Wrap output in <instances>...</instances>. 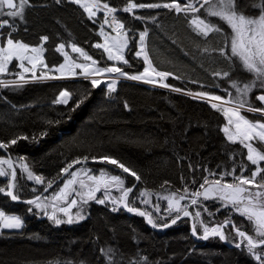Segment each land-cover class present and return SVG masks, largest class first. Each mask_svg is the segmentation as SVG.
Masks as SVG:
<instances>
[{
  "label": "trees",
  "instance_id": "16d2710c",
  "mask_svg": "<svg viewBox=\"0 0 264 264\" xmlns=\"http://www.w3.org/2000/svg\"><path fill=\"white\" fill-rule=\"evenodd\" d=\"M100 2L119 11L118 16L129 32L128 63L117 64L128 75L139 74L147 66L136 55L140 50V33L147 32L148 58L158 71L171 74L167 83L172 87L219 94L235 101L236 90L231 80L251 79L250 74L238 67L233 71L229 60L214 51L225 47L224 34L211 33L207 38L197 34L191 20L195 15L204 18V9L199 13H177L163 7L140 8L130 13L123 11L129 0ZM132 2L163 4L172 0ZM239 2L244 5L248 0ZM247 14L258 15V10L249 8ZM102 19V15L89 17L71 0L59 3L29 0L23 19L0 14V20H9L15 27V31L8 26L0 29V38L4 43L11 32V38L25 44L43 43L48 68L64 62V55L57 51L61 44L67 49L75 44L100 66L111 67L115 63L108 59L104 49L96 47L103 39ZM209 19L222 24L215 17ZM223 29L225 33L231 32L226 24ZM45 36L46 41L42 39ZM205 48L207 52L203 51ZM225 71L231 73L230 78L214 75ZM6 84L9 86L0 85V142L8 143L6 150L19 166L13 190L20 199L37 197L47 188L48 181L54 183L62 177L63 168L85 156L98 161L109 156L136 171L140 176L133 194L136 197L141 191L175 197L193 194L201 189L205 178L238 183L236 176L250 177L256 169L247 159L244 145L228 140L223 132V113L187 94L128 80L120 81L115 91H109L106 85L94 88L84 78ZM65 90L71 93L68 103H56L60 92ZM261 93L264 89L253 90L248 96L249 103L264 107L256 99ZM246 115L253 121H264V116ZM18 137L27 139H18L14 145L9 143ZM256 145L264 148L259 143ZM20 163L26 164L34 175L43 177L45 183L27 179ZM86 165L118 173L102 164ZM262 176L264 172L259 174V181ZM126 180L128 185H133L134 178L127 176ZM9 182V175L0 176V188L9 190ZM59 185L40 200L53 195ZM217 201L202 202V219L207 220L206 205L220 210L209 222L212 225L223 223L228 217L237 220L232 211L221 208L222 204ZM0 210L18 214L24 220L21 230H0V264H109V257L101 251L108 248L114 250L113 264L131 261L138 264H260L248 252L245 242L236 247L238 235L230 228L225 227L228 242L219 236L196 240L191 217H183L167 229L155 230L138 213L124 208L114 210L110 205L90 201L86 218L71 224H56L34 204L18 203L5 193H0ZM168 212L165 210L164 217L154 215L153 223L159 227L176 219L178 213ZM194 218L198 220L195 214ZM239 226L253 234L251 228ZM195 227L201 235V226ZM261 250L257 247L254 251Z\"/></svg>",
  "mask_w": 264,
  "mask_h": 264
},
{
  "label": "snow or ice",
  "instance_id": "6c2138e0",
  "mask_svg": "<svg viewBox=\"0 0 264 264\" xmlns=\"http://www.w3.org/2000/svg\"><path fill=\"white\" fill-rule=\"evenodd\" d=\"M60 0H57L59 3ZM73 3L80 4L86 12H88L89 17L95 16L96 12L93 10L94 8L99 9L101 7L100 0H91L90 3H82V0H71ZM29 4V0H0V14H4L3 10L7 8L9 11L6 12L8 17L13 19L19 17L23 19V13L25 7ZM199 5V6H197ZM103 9L106 11L108 15H112V23L116 26V28L123 30L124 24L117 20L115 15H113L117 9L110 7L109 4L103 3ZM167 8L171 10H175L177 13L179 12H191V13H199L201 9H204L205 16L201 18L200 16H194L191 20V24L195 26V30L198 35L207 38L211 33H222L225 37V47L220 49H216L214 51H219L220 55L225 56L226 59L229 60L230 64L233 66V71L238 69L241 72L250 74L251 79L246 82L240 79L231 80V86L235 88L237 96L235 98V106L231 108L222 109L223 114L227 117V125L223 128V132L227 136L228 140L235 142L237 138L241 144L247 149V159L251 162L252 165H256V169L252 171L250 177H244L243 175L236 176L235 179L239 181L238 183H221V180H215L211 183L207 178L204 179V183L200 185L201 188L204 189L203 192L196 191L193 193L195 197L203 196L204 199H210L217 197L225 201V206L227 207L229 204L232 208L235 209L242 217L246 218L247 221L253 226L255 236L259 237V239H255L252 235L247 234L245 231H241L239 227H237L231 220H226L223 225H218L214 228L204 229L203 239H208L209 235L219 236L221 240L225 239L223 228L231 224V226L235 229L236 234L243 238L244 241L247 242L248 252L255 256L257 261H260V264H264V176L261 177V180L258 182L256 177L264 172V168L259 167L261 161H264V148H257L252 143H245V141H253L257 140L259 143L264 145V121H252L249 120L245 115L241 114V109H245L249 113H260L261 116H264V107H255L249 103L248 96L253 92L254 89L260 88L264 89V0H248V3L241 5L239 0H189V2L181 3L180 0H172L171 3H151V4H143V3H134L132 0H129L127 7L123 9L124 12H132L133 9L137 8ZM252 8L254 11L258 10V15H249L247 14V9ZM210 17H215L218 21L222 22L216 23L213 22ZM140 19V17H137ZM105 23H108V20H105ZM223 24H226L228 28L231 29L230 33H225L223 29ZM5 26L11 27L13 31H15L14 24H10L9 20H0V29ZM103 34V33H102ZM126 36V33L123 31L117 37L113 38L112 47H108L106 45L97 44V48H103L105 52L108 53V59L114 61H122L124 64H127L128 61L124 59V56L120 54L123 48L127 47V40L122 39V37ZM147 36V32H141L139 36V40L141 43V50L136 53L137 56L143 55L145 63L148 64V67L144 69V72L140 75H132L129 76L128 73L124 72L122 68L117 67L115 65L111 67H96L93 68L91 65L86 64H78L74 61H70L67 53H64L65 56V64H61L55 71L61 73V76L65 74V69H68L70 74H75L73 71L75 68H81L86 75L92 76H100L104 73H118L120 76H125L132 80H143L145 83L155 84L156 81L152 79H146L148 75L154 73L155 76L161 78V80L167 78L170 73L157 71L151 64V61L148 58L147 53L144 51V41ZM8 39L6 41V46H0V73H5L8 71V65L13 61V59L19 60L20 67L23 68L24 72L33 71L36 68L37 63H43L42 60L38 59L36 56H29L27 53H39L42 51L41 48L31 47L21 41L14 40L11 38V32L8 33ZM43 40H47L48 37H42ZM64 45L61 44L57 51H62ZM113 48H115V52H113ZM226 49H230V51H226ZM72 50L74 52L80 53L81 56L84 57L85 60H91L92 65H95L97 62L92 60V57L85 53L82 49L72 45ZM204 52H207L208 49H203ZM24 60H28V62L32 65V68L24 67ZM47 67V65H44ZM215 76H222L224 78H230L231 73L228 71L225 72H215ZM44 74H42V78ZM50 79H58L61 77H47ZM19 79L21 81L24 80V76L22 74L19 75ZM2 83V82H0ZM102 83L101 79H92L91 84L92 87H98ZM242 85V86H241ZM8 84H4V87H8ZM161 87H169L166 83H161ZM109 91H115L116 81L113 80L111 83L107 85ZM175 91H181L180 89H174ZM192 95L194 98H204L208 96V93L199 92V93H188ZM231 95V93L229 94ZM71 98V93L68 91H61L59 94V98L55 101L56 103L67 104L69 99ZM212 100L222 101L225 103H233V101H223V97L221 96H211ZM256 99L262 103H264V94L258 95ZM83 103V100L80 101ZM212 108L219 109V105L213 103ZM247 106V107H246ZM79 107V103L76 105ZM74 110V109H73ZM231 126V128L229 127ZM235 129L233 131L232 129ZM18 139H27V137H18L16 139H12L9 143L16 144ZM8 147V143L0 142V149H6ZM89 157H83V161H87ZM92 159H96L93 157ZM102 161L115 165L119 169H122L124 173H129L132 177L138 181L140 180V176L133 169L125 166L124 163L119 161L118 159L104 156L100 158ZM81 159H76L73 162L69 163L67 167L63 168L62 171L70 175V179H68L63 188H61L58 192L53 194L52 200H66L67 197L71 194L68 191L72 185L79 183L81 188H87L88 191L86 194L79 193L83 197L86 195V199H83V203H87L88 200H96L97 203L103 204L105 203L104 199H97L95 196L96 192L101 191V188H104L105 192H107L108 188L111 186H115L122 190V196L120 198V203L129 211L136 212L137 209L133 207H129L127 203V197L130 192H132V188L124 187V180L119 175H110L105 171H101L99 176L90 174V169H80L78 171L69 170L73 168L75 164H80ZM7 164L8 168L12 169L10 175L12 177L13 183L8 185L9 189H14L16 171L13 169L12 163L8 159H0V165ZM22 169L27 173V179L35 180L37 184L45 183L44 178L38 175H34L30 170H28V166L26 164L22 165ZM78 173L86 176L87 181L91 182V185L85 182V180L80 179L78 181ZM8 172L4 170L3 167H0V176H7ZM52 181L47 182V188L52 187ZM208 185V187H205ZM252 186V187H246ZM45 189V191L47 190ZM253 188L256 190L254 191ZM71 191H75V189H71ZM186 191V190H185ZM0 193H5L12 200H18V195L12 191L7 190L5 188H0ZM185 197L181 196L178 200L168 199L169 210H175L177 213L183 211L184 216H189L191 213L186 210V208L180 206V200H183ZM40 197H36L33 200H28L26 203L30 205H35L37 208H41L42 205L38 201ZM117 201H113L116 203ZM197 199L192 200V204H197ZM76 200H71L70 205H76ZM55 207V204H53ZM61 212L68 214L67 208H60ZM115 210V209H114ZM206 210V209H205ZM31 211V209H29ZM139 215L145 216V212H138ZM201 213L197 211L195 213L196 217H199ZM53 219L56 224H60L63 221L56 218L55 215L49 217ZM77 218L82 220L84 219L83 215L77 213ZM179 215L176 219H179ZM176 219L172 220V224L176 223ZM72 216L69 215L67 223H73ZM148 223L153 227H157L151 216L148 217ZM23 226V221L19 216L15 215H7L3 211H0V227L8 228V229H19ZM163 227H169L168 224H164ZM193 234H196V227L193 225ZM236 247H240V244H237ZM257 247H261V251L259 253L254 250ZM105 256L109 257V264H113L112 255L114 250L108 248L106 251L101 250ZM130 264H138V262L131 261Z\"/></svg>",
  "mask_w": 264,
  "mask_h": 264
},
{
  "label": "rangeland",
  "instance_id": "374dc122",
  "mask_svg": "<svg viewBox=\"0 0 264 264\" xmlns=\"http://www.w3.org/2000/svg\"><path fill=\"white\" fill-rule=\"evenodd\" d=\"M16 2H18V0H16ZM90 2H91V0H82V3H90ZM100 4H101V7L99 9H96V8L93 9L96 12V15L95 16H92V18H96L99 15H102L104 18H107L110 21V23L107 24V25L110 27L111 24H112V27H113L114 31L113 30L112 31L108 30L103 25V28H102V31H101V34L103 33L102 34L103 39H102V42L99 43V44L106 45L108 47H112V45H113V38L114 37H117L120 34V32L123 31L124 33H126V36L122 37V39H126L128 43H127V47L123 48V50H122V52L120 54H122L124 56V59L126 60V51H127V48H128L129 42H130L129 32L127 30H125V28L123 30H120V29L116 28V26L112 23V15H108L106 13V11L102 7V5H103L102 2H100ZM197 6H199V5H197ZM138 9H140V8L133 9V11L130 12V13H134V11L135 10H138ZM7 11H9V10L5 8L3 10L4 14H2V15L7 16L6 15V12ZM118 12L119 11L117 10L113 15H115V17L117 18V20L120 21L119 20L120 18L118 16ZM87 14H88V12H87ZM0 36H1V33H0ZM6 41L4 43H2L3 41H1V38H0V46H6ZM72 45H75V44H71L69 46V49H67L64 46L63 50L61 51L63 55H64V53H67L68 58L70 59V61H74L75 63H78V64L91 65L93 68H96V67H101L102 68V66H100V64L98 63V61L96 59L92 58V60H95L97 62L95 65H92V61L91 60H85L84 57L80 55V53L74 52L72 50ZM139 45H140V50H141V43ZM29 46H30V48L31 47H36V48H41L42 49V51L39 52V53H31V52H29V53H27V55H29V56H36V57H38V59L42 60L43 63L42 64L41 63H37L36 68L34 69V74H33V71L24 72L23 71V68H21L19 66L21 62L19 60L13 59V61L8 65V71L5 72V73H0V82H2V83H0V85H4L6 83H24V82H31V81H48V80H68V79H78V78L89 79L91 81L92 79L95 78V79H101L102 83L99 86H101V85H106L107 86L113 80L116 81V85L120 81H122V80H128V81H135V82L143 83V84L149 85V86L154 87V88H159V89L161 88V89H166V90H171V91H175L174 89H177L176 87H172L171 85H169L167 83V79L170 77V75L167 78L161 80V78L155 76L154 73H151L150 75H148L146 77V79H152V80L156 81L155 84L145 83L143 80H132V79H129V78L125 77V76H120L118 73H104V74H102L100 76L88 75L87 78H86V75H85V73L83 72V70L81 68H75L73 70L75 72L74 75L73 74H70L68 72V69L66 68L65 69V74L63 76H61V73L60 72L55 71V69H57L59 66L58 67H55V68H48V67H45L44 66V65H46V63H45V59H44V52H45V50H44V47H43V43L40 44V45H37V46H32V45H29ZM76 47H78V46H76ZM144 51L146 52L145 41H144ZM84 52L87 53L86 51H84ZM113 52H115V48H113ZM106 55L108 57V53L107 52H106ZM140 57H142L144 59V56L143 55H140ZM111 61H113L115 63V66H117V67H118L117 64L123 63L122 61H114V60H111ZM65 62L66 61L64 60V62L62 64H65ZM23 63H24V67L29 68V69L32 68V65L28 62V60H24ZM147 67H148V64H147L146 68ZM143 72L144 71H142L141 73L136 74V75H140ZM20 74H22L24 76V80L23 81H21L19 79V75ZM42 74H44V77L43 78H42ZM53 76H55V77H61V78H58V79H50V78H47V77H53ZM129 76H132V75H129ZM161 83H166V84L169 85V87H167V88L161 87L160 86ZM180 90L181 91H175V92L184 93V94H187V95H189L188 94L189 92H191L193 94L194 93H198V92H194V91H191V90H184V89H180ZM261 94H264V93H261ZM261 94H259V95H261ZM235 95L237 96V93H235ZM189 96L192 97V98H194L192 95H189ZM211 96H221V95H219V94H209L208 96H206L204 98H194V99H198V100L205 101V102L209 103L210 105H212L213 103L218 104L219 105V109H217V110H219L221 113H223L222 109H224V108H231V107H234L235 106V101L231 100L230 98L227 99V98L221 96V97H223V101H229V100H231V101H233V103H225V102H222V101H215V100H212L211 99ZM246 113H249V112H247L245 109H241V114L242 115H245L249 120H251V118H249L246 115ZM250 114H252V115H261L260 113H255V114L250 113ZM225 125H227V117H225V124H224L223 128L225 127ZM229 127L231 128V126H229ZM232 130L235 131L234 128ZM235 142H240L239 141V138H237ZM245 143H252L255 147L258 148V146L256 144L259 143V142L257 140H253V141H245ZM259 144H261V143H259ZM0 151H2V150H0ZM0 159H8V160H10L4 153L0 154ZM263 162L264 161H261L258 166L262 168V163ZM11 163H12L13 169H15L16 175H17L18 171H20V169L19 170L17 169L19 166L17 165V163H14L13 161H11ZM22 165H24V164H21L20 163L21 172H24L23 169H22ZM0 167H3L4 170L9 173V180H10L9 184H11V175H10V173H11L12 169L8 168V165L7 164L0 165ZM80 169H90L91 170L90 174L97 175V176H99V174H100V172L102 170L105 171V172H107V173H109L110 175H119L124 180V187L125 188H132L135 185V188L132 189V192H130L129 195H128V197H127V203L129 205V207L142 209L144 212L147 213L148 216H151V218L154 215H156L158 217H160V216L164 217V215H166L165 210L166 211H169L168 214H170L172 212H176L175 210H171V211L169 210L168 199L178 200L180 197H177V196H181V195H176V197H175V196H172L173 194H169V195L168 194L167 195L157 194V195H155V194L147 193L145 191H141L140 195L138 197H136V196H133V194L135 192V189L137 187V182H136L135 179H134L133 185H128L127 184V180H126V177L127 176L123 175V173L120 174V172H118L119 173L118 174V173L112 172V171L107 170V169L93 168L91 166H87L86 164L79 166L74 171H78ZM25 174H27V173L25 172ZM258 176L256 177V180L259 182ZM70 178H71L70 175L67 174L65 176L64 180H62L60 182L61 185L58 186L59 188H58V190L56 192H58L61 188H63L64 183L68 179H70ZM77 179H78V181L80 179H83V180H85L86 183H88L89 185H91V182L90 181H87V177L86 176H83V175H81L79 173H78V178ZM32 181L35 182V180H32ZM208 181L211 183L212 181H215V179H211V180L208 179ZM12 183H13V180H12ZM221 183H227V182H222L221 181ZM205 187H208V185H205ZM246 187H252V186H246ZM73 188L75 189V191H71V189H73ZM253 190L255 191L256 189L253 188ZM68 191H70L71 194L67 197L66 200L53 201L52 200L53 195L48 196L47 198L40 200L39 203H41L42 207L41 208H38L39 209V212L42 213V214H45L44 216L49 215V217L55 215L56 218H58L61 221H63L60 224H69V223H67V220H68L69 215L72 216L74 222H79L80 219L77 218V213H80V215H83L84 218H86L87 214L85 212L87 210V203L90 202V201H96V200H94V199L93 200H88L87 203H83V199H86V195L82 199V196L79 193L86 194L87 191H88V189L87 188H81L78 182L76 184L72 185L71 188ZM199 191L200 192H203L204 189L201 188ZM95 196H96L97 199H104L105 200V203H103V204L110 205L112 208H114L116 210L117 209H120V208H124L123 207V204L119 202L120 201V198L122 196V190L119 189V188H117V187H115V186L109 187L108 190H107V192H105L104 188H101V191L96 192L95 193ZM182 196L185 197L184 198L185 200L184 199L183 200H180V206L186 208V210L191 213V215L184 216V217H189V218L191 217L193 224L195 226L198 225V227L201 226V229H202L201 230L202 231V234L201 235L198 234L197 231H196V234H195L196 240H203V241L208 240L212 236H209L208 239H203L202 238L203 237V234H204L205 227L211 229V228H214V227H216L218 225H223L226 220H231L232 223H234L239 228H240L239 224H241L243 227L251 228L253 230V234L248 233L247 231H245V232L247 234H249V235H252L255 239H259V237H256L255 236V232H254L253 226L250 224V222L247 221L246 218L242 217L238 212H236L235 209L232 208V206L230 204L226 207L225 206V203L226 202L220 200L218 198V196L217 197H214V198L207 199V200H213V199L218 200L217 202H219V203L222 204L221 208H223V209H229L230 211H232L233 212V216L237 217L236 218L237 220L232 219L231 217L230 218L228 217V218H226L224 220L223 223H218V224L212 225L209 222H212L215 219V215H218L219 214L218 212L220 210H212V208L210 206H206L205 205L204 208L206 210L204 212L206 214V219L207 220H204V219H202V211L200 210V208L203 205L202 202L204 200H206V199H204L203 196L195 197L193 194H185V195H182ZM193 199H197L198 203L195 204V205L192 204V200ZM71 200H76L77 201V204L74 205V206L73 205H70ZM113 201H117V202L116 203H113ZM53 204H55V207H53ZM60 208H67L68 209V214H65L64 212H61L59 210ZM0 211H2V210H0ZM197 211H199L201 213V215L199 217H197L198 220L195 221L194 214ZM138 212H140V211L137 210L136 212H131V213H138ZM4 213L7 214V215L19 216L22 219V221H23V226L21 228H19V229H8V228H2V227H0V230H3V229H5V230H21L24 227V220H23V218L20 215H18V214H8L6 212H4ZM182 214H183V211H181V212L178 213L179 216H181ZM178 215H176V216H178ZM208 223L211 224V225H208ZM225 227L230 228L233 232L236 233L235 229L231 226V224H228ZM225 227L223 228L224 230L222 229L223 232H224V236H225V239H223V240L225 242H228L226 240L227 232H225ZM240 230L241 231H244L243 229H240ZM236 239L238 240V242L235 243L236 245L237 244H240L241 245L244 242L247 245V242L244 241L243 238L237 236ZM235 244H233V245H235Z\"/></svg>",
  "mask_w": 264,
  "mask_h": 264
},
{
  "label": "water",
  "instance_id": "95a60500",
  "mask_svg": "<svg viewBox=\"0 0 264 264\" xmlns=\"http://www.w3.org/2000/svg\"><path fill=\"white\" fill-rule=\"evenodd\" d=\"M7 9V8H6ZM0 150H2L3 152H4V154L11 160V161H13V159H12V156H11V154L6 150V149H0ZM82 162L80 163V164H75L74 166H73V168L72 169H70L69 171L70 172H72L75 168H77L78 166H80V165H83V164H90V165H92V164H102V165H104V166H107V167H110V168H112V169H114V170H116L117 172H120V173H123V174H125V175H127V176H129V177H132L129 173H124L123 172V170L122 169H119V168H117V167H114L113 165H111V164H108V163H106V162H104V161H98V160H87V161H83V160H81ZM67 175V173H63V175H62V177L59 179V180H57V181H55L54 183H52V187L51 188H47V190L45 191H43L40 195H38L37 197H43L45 194H47L53 187H55L59 182H61L62 180H64V178H65V176ZM132 178H134L135 179V177H132ZM137 181V180H136ZM139 182V180L137 181V183ZM11 183H12V177H11ZM133 188H135V185L132 187V189ZM10 190H12V189H10ZM36 197H34V198H31V199H27V200H23V199H18V200H15L16 202H18V203H23V204H28V203H26V201H28V200H33V199H35ZM124 207V206H123ZM125 208V207H124ZM126 209V208H125ZM135 209H137V210H139L140 212L142 211V212H144L142 209H139V208H135ZM127 210V209H126ZM128 211V210H127ZM146 213V212H145ZM144 218H145V220L147 221V223H148V215H147V213H146V215L145 216H143ZM180 218L179 219H176V223L180 220V219H182L183 217H184V215L182 214L181 216H179ZM149 224V223H148ZM168 225H169V227L170 226H172V225H174V224H172V221H170V222H168L167 223ZM153 229H155V230H162V229H167V228H169V227H163V226H159V227H153L151 224H149ZM192 226H193V224H192ZM209 236H212V235H209Z\"/></svg>",
  "mask_w": 264,
  "mask_h": 264
},
{
  "label": "bare ground",
  "instance_id": "6f19581e",
  "mask_svg": "<svg viewBox=\"0 0 264 264\" xmlns=\"http://www.w3.org/2000/svg\"><path fill=\"white\" fill-rule=\"evenodd\" d=\"M106 19H107V18H104V17H103V19H102V27H103V25H104V27H106L108 30H110V31L113 30V31H114V29H113V27H112V24H111V26L109 27V26L107 25V23H105V20H106ZM119 20H120V19H119ZM120 22L123 23L121 20H120ZM108 23H109V22H108ZM125 81H126V80H125ZM83 165H84V164H83ZM80 166H81V165H80ZM78 167H79V166H78ZM75 169H76V168H75ZM59 183H60V182H59ZM59 183H58V184H59ZM58 184H57V185H58ZM51 190H52V189H51ZM51 190H50V191H51ZM12 191H13V189H12ZM50 191H49V192H50ZM192 224H193V223H192ZM193 225H194V224H193ZM223 230H224V229H223Z\"/></svg>",
  "mask_w": 264,
  "mask_h": 264
},
{
  "label": "built area",
  "instance_id": "2783aa9c",
  "mask_svg": "<svg viewBox=\"0 0 264 264\" xmlns=\"http://www.w3.org/2000/svg\"><path fill=\"white\" fill-rule=\"evenodd\" d=\"M108 20V19H107ZM108 22L110 23V21L108 20ZM109 23H107V24H109Z\"/></svg>",
  "mask_w": 264,
  "mask_h": 264
}]
</instances>
